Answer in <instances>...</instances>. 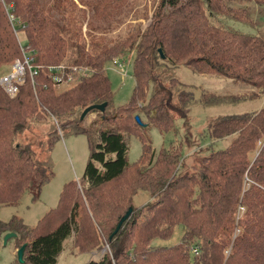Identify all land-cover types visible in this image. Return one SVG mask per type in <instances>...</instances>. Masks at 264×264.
I'll return each mask as SVG.
<instances>
[{
  "label": "trees",
  "instance_id": "trees-1",
  "mask_svg": "<svg viewBox=\"0 0 264 264\" xmlns=\"http://www.w3.org/2000/svg\"><path fill=\"white\" fill-rule=\"evenodd\" d=\"M108 1H95L98 16L106 17L100 10ZM4 3L10 9L7 14L0 4V67L27 51L39 71L34 89L26 75L12 98L0 88V208L15 207L24 193L35 201L52 177L47 159L42 161L17 138L30 121L48 117L59 130L84 134L88 144L81 193L76 182L64 184L54 209L34 227L26 228L15 216L0 222V234L20 232L15 245L25 244L21 264H55L61 243L70 236L71 249L83 244L108 249V254L88 264H264V103L253 111L207 122L210 138L220 143L231 137V142L224 149L208 150L188 173H181L178 146L159 149L153 156L143 130L149 124L159 132L170 131L174 115L185 118L194 105L207 107L222 101L203 91L193 96V86L170 73L178 65L250 86L251 98L264 96V33L239 32L211 22L225 17L251 27L260 25L264 0H158L146 29L136 27L95 51L94 41L86 50L79 42V30L73 32L68 22L50 18L35 0ZM131 48L130 99L119 106L118 116L106 111L98 116L100 126L109 121L114 126L98 128L93 142L89 128L79 127L78 116L88 105H110L104 65L113 62L117 52ZM58 63L84 67L78 81L60 91L43 71ZM143 90H149L146 101L135 106L143 99ZM129 110L137 113L131 116ZM54 134L48 135L45 152ZM130 134L139 139L140 156L129 166L125 136ZM126 177L133 181L128 190L120 187ZM137 192H145L150 201L134 208L131 198ZM129 208L130 214L111 236ZM175 226L184 229L178 244L148 247L153 239H168ZM99 227H103L100 236L94 233ZM192 247L198 251L196 256L190 252Z\"/></svg>",
  "mask_w": 264,
  "mask_h": 264
},
{
  "label": "rangeland",
  "instance_id": "rangeland-1",
  "mask_svg": "<svg viewBox=\"0 0 264 264\" xmlns=\"http://www.w3.org/2000/svg\"><path fill=\"white\" fill-rule=\"evenodd\" d=\"M35 1L44 9L47 15H50V18L58 21L60 24L68 22L73 32L79 30V42L84 45L86 50L90 51V42L91 40L94 41L95 49L93 51H95L96 48L98 49L101 46L114 44L127 31H133L136 27H139L140 31L146 29L152 20V13L158 0H109L107 3L101 4L104 10L101 9L100 11L102 15L106 16L105 18L101 17V13L98 16L93 8V5L96 3L95 1L98 0ZM102 1L105 2V0ZM4 5L6 6L5 3ZM211 22L214 25L226 26L239 32L252 34L264 33V20L260 25H256L255 27L225 17L211 19ZM21 42L23 43L22 38ZM113 57L112 61L115 65L111 61L104 65L105 74L110 85L111 97L110 105L108 107L105 105L106 108L104 107L103 111L118 116L119 106H124L128 103L133 87V49L117 52ZM9 64L0 67V75L8 70ZM118 70L122 71L119 72ZM170 73L179 82L193 86V96H198V93L203 91L214 98L216 97L215 99L222 100L213 106L201 107L196 105L195 107L194 105L189 109L185 118H177L174 115L173 129L170 131L159 132L149 124H145L144 126L145 129L143 130H145V134L150 139L153 156L159 149H174L178 146L181 149L180 159L183 165L181 173H188L191 171L192 165L204 156L206 152L208 153V150L216 151L224 149L231 142V137L222 139L220 143L210 138L206 134L207 122L218 117L253 111L264 103V96L251 98L249 97L250 90H252L250 86L239 83L235 84L232 80L208 76L207 74L192 73L189 69L181 65L171 68ZM77 81L78 78L73 83ZM67 86L55 85V90L60 91ZM148 93L149 90L145 92L143 99L135 102V106L145 103ZM128 112H131V116L137 113L131 110ZM100 114L103 117V112L91 110L80 120L81 123H79V127L89 128L93 142L98 128L108 129L114 126L112 121L100 126L98 122V116ZM138 114L141 117V121H145L144 115L141 113ZM54 132L56 138L53 140L49 151L45 152L46 139L48 135ZM17 138L22 144L30 145L35 156L39 157L42 161L47 159L50 170L52 171V177L41 186L38 198L35 201H31L29 195L24 193L15 207L0 208V222L6 223L12 216H15L20 219L19 223L23 224L26 228H31L49 210L54 209L64 184L76 182V190L81 193L82 190L79 181L88 158V144L84 134H73L68 129L59 130L54 121L48 117L42 118L37 123L30 121L28 127ZM125 139L127 144L126 162L130 166L140 156V143L138 137L133 134L126 135ZM124 182L120 186L124 190L133 187L131 177H126ZM131 201L133 207L137 208L145 205L150 201V198L145 192H137L131 198ZM123 213L124 211L121 213V216ZM102 228H94V233L99 235ZM183 231L184 229L181 226H175L173 233L168 239H153L148 244V247L157 248L176 245L180 241V236ZM7 233H13L15 236L7 239L5 244H3V238ZM7 233L5 234L3 232L0 234V264H16L15 253L22 243L20 244L18 241L19 246L16 247L15 240L18 239L17 235L20 232ZM131 237H133L132 239L134 241L136 233ZM72 241L74 240L70 236L61 243V250L56 258L55 264H88L89 261L94 262L98 259L100 260V257L104 253H109L105 246L100 249L95 246L90 248L84 244L74 250L69 247L72 245ZM97 245H99V242H97ZM126 248H128V245ZM103 264L108 263L104 261Z\"/></svg>",
  "mask_w": 264,
  "mask_h": 264
},
{
  "label": "built area",
  "instance_id": "built-area-1",
  "mask_svg": "<svg viewBox=\"0 0 264 264\" xmlns=\"http://www.w3.org/2000/svg\"><path fill=\"white\" fill-rule=\"evenodd\" d=\"M3 1L4 0H0V3L4 8V11L8 14V9H10L8 7L10 6L6 7ZM8 18L9 20H12L10 15H8ZM12 30L13 32H16L14 27ZM30 54V52L22 51L21 57L15 58L9 64L8 70L0 75V88L9 98L15 96L18 84L22 82L25 75L28 76L30 85L34 89L35 77L37 76L39 69L36 66H33L32 57ZM83 70L84 67L77 65H66L63 63L48 65L43 69L46 78L50 79V81L56 86H67L75 82V80L83 73ZM118 71L120 72L122 70ZM190 252L193 255L198 254L196 247L190 248Z\"/></svg>",
  "mask_w": 264,
  "mask_h": 264
},
{
  "label": "water",
  "instance_id": "water-1",
  "mask_svg": "<svg viewBox=\"0 0 264 264\" xmlns=\"http://www.w3.org/2000/svg\"><path fill=\"white\" fill-rule=\"evenodd\" d=\"M157 52L159 54L160 57H162V54L160 52V49L158 48L157 49ZM106 103L105 102H101V103H97V104H91V105H88L87 107L83 108L80 112V115H79V119L81 120L87 113H89L91 110H98L99 112H103L104 110V107H105ZM135 120L137 122H139V118L137 116L134 117ZM130 211L131 209L129 208L125 213L124 215L120 218V220L117 222L113 232L111 233V236L114 235L117 230L119 229L120 225L122 224V222L128 217V215L130 214ZM15 235L13 233H7L4 238H3V244H5L6 240L11 238V237H14ZM24 248H25V244L21 245L16 253H15V256H16V261L21 264L22 263V255H23V251H24Z\"/></svg>",
  "mask_w": 264,
  "mask_h": 264
}]
</instances>
